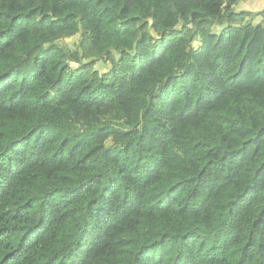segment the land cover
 I'll use <instances>...</instances> for the list:
<instances>
[{
  "label": "trees",
  "instance_id": "trees-1",
  "mask_svg": "<svg viewBox=\"0 0 264 264\" xmlns=\"http://www.w3.org/2000/svg\"><path fill=\"white\" fill-rule=\"evenodd\" d=\"M239 1L0 0V264H264Z\"/></svg>",
  "mask_w": 264,
  "mask_h": 264
},
{
  "label": "crops",
  "instance_id": "crops-1",
  "mask_svg": "<svg viewBox=\"0 0 264 264\" xmlns=\"http://www.w3.org/2000/svg\"><path fill=\"white\" fill-rule=\"evenodd\" d=\"M235 9L247 12L248 18L257 16L264 18V0H242L235 5Z\"/></svg>",
  "mask_w": 264,
  "mask_h": 264
},
{
  "label": "rangeland",
  "instance_id": "rangeland-1",
  "mask_svg": "<svg viewBox=\"0 0 264 264\" xmlns=\"http://www.w3.org/2000/svg\"><path fill=\"white\" fill-rule=\"evenodd\" d=\"M234 9H235V7H234ZM235 10H236V9H235ZM247 20H250V22H251L252 24H257V23H262V24H264V18H263V16L252 17V19H247ZM206 41H208L209 46H210V49H213V48L216 47L214 39H210V38H207V37H206ZM65 42H66V44H67L70 48L74 49V48L76 47V44L78 43V36L74 35V36L68 37V38L65 39ZM214 52H215V51L212 50L211 53H210V55H211L212 57H213V55H214ZM103 66H104V63H103L102 61L97 62V64H96V67H97V69H99V70H102V67H103Z\"/></svg>",
  "mask_w": 264,
  "mask_h": 264
}]
</instances>
